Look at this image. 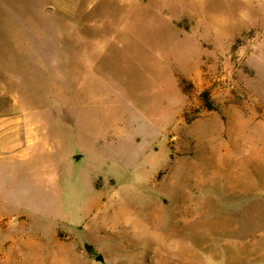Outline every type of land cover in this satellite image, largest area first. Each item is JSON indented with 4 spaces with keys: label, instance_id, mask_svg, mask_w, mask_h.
<instances>
[{
    "label": "rangeland",
    "instance_id": "obj_1",
    "mask_svg": "<svg viewBox=\"0 0 264 264\" xmlns=\"http://www.w3.org/2000/svg\"><path fill=\"white\" fill-rule=\"evenodd\" d=\"M262 14L264 0H0V115L25 117L0 156V264H264V215L224 160L226 140L255 152L245 123L264 102L247 67L196 65L210 44H257Z\"/></svg>",
    "mask_w": 264,
    "mask_h": 264
},
{
    "label": "crops",
    "instance_id": "obj_2",
    "mask_svg": "<svg viewBox=\"0 0 264 264\" xmlns=\"http://www.w3.org/2000/svg\"><path fill=\"white\" fill-rule=\"evenodd\" d=\"M262 16H264V14H262ZM263 38L264 28L260 38H258L257 44L251 46L248 43H241L237 46L233 43L223 44L222 42L210 44L209 49L200 50L196 65H242L247 67L249 70L247 73L248 76L242 73L239 79L240 83L249 91L252 98L256 101L261 100L264 102V91L254 90L250 82V79L253 78L256 73L264 76V43L260 42ZM231 77L232 76L228 74L221 75V78ZM24 125L25 117L23 114L13 112L0 115V156L12 158L23 146ZM245 125L254 130L251 138L257 141V143L254 144L255 152L245 153V149H241L240 152L236 151V153H234L233 146L238 144V139H235V141L232 139L226 140L224 160L230 163L240 162V165L235 166L236 169H234V171L240 172L244 180H242V186L237 189V193L242 195L245 194L251 198L246 202V205H251L253 210L256 209L258 215H264V121L255 124L254 122L247 121ZM249 172H252V177L254 178L252 181L253 187L251 189L249 188Z\"/></svg>",
    "mask_w": 264,
    "mask_h": 264
},
{
    "label": "water",
    "instance_id": "obj_3",
    "mask_svg": "<svg viewBox=\"0 0 264 264\" xmlns=\"http://www.w3.org/2000/svg\"><path fill=\"white\" fill-rule=\"evenodd\" d=\"M83 157V154H75V155H73V159H74V161H79L81 158ZM97 259L98 260H104V258H103V256L102 255H99L98 257H97Z\"/></svg>",
    "mask_w": 264,
    "mask_h": 264
},
{
    "label": "trees",
    "instance_id": "obj_4",
    "mask_svg": "<svg viewBox=\"0 0 264 264\" xmlns=\"http://www.w3.org/2000/svg\"><path fill=\"white\" fill-rule=\"evenodd\" d=\"M208 106H209V107H211V105H210V104H208Z\"/></svg>",
    "mask_w": 264,
    "mask_h": 264
}]
</instances>
